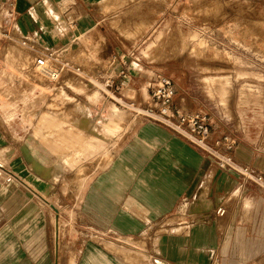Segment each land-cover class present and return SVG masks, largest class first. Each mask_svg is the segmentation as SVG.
Here are the masks:
<instances>
[{
    "label": "rangeland",
    "instance_id": "374dc122",
    "mask_svg": "<svg viewBox=\"0 0 264 264\" xmlns=\"http://www.w3.org/2000/svg\"><path fill=\"white\" fill-rule=\"evenodd\" d=\"M98 7L105 17L100 37L56 51L81 72L55 81L36 72L39 51L51 50L32 38L20 42L0 17V109L14 104L16 112L7 122L0 110L10 146L2 164L18 175L17 162L44 181L22 179L61 225L76 223L88 185L105 173L122 137L150 120L141 110L154 108L148 88L156 75L171 77L217 132L264 150V0H105ZM11 63L29 68L25 78L39 86L22 82ZM172 220L171 228L189 223L185 206ZM138 247L146 256L147 247ZM60 253L64 259L63 247Z\"/></svg>",
    "mask_w": 264,
    "mask_h": 264
},
{
    "label": "crops",
    "instance_id": "0c3cea01",
    "mask_svg": "<svg viewBox=\"0 0 264 264\" xmlns=\"http://www.w3.org/2000/svg\"><path fill=\"white\" fill-rule=\"evenodd\" d=\"M104 1L16 0L12 17H5L0 0V17L8 19L22 39L32 38L51 51L78 44L76 51L79 40L100 37L105 17L98 3ZM11 66L22 82L30 83L25 78L29 68ZM187 95L177 88L175 106L196 111ZM11 107L14 104L0 109L7 122L15 117ZM224 136L229 135L213 129L212 122L209 142ZM231 138L236 141L234 158L264 175V150L245 138ZM8 147L0 133V164L8 158L3 152ZM15 165L13 182L0 181V264L264 262V189L221 169L208 154L159 123L147 120L122 137L105 173L88 185L74 225H61L58 217L52 220L47 203L27 185L37 186L39 177ZM39 188L45 189L40 183ZM182 206L189 223L171 228L168 222ZM141 244L147 247L146 256Z\"/></svg>",
    "mask_w": 264,
    "mask_h": 264
},
{
    "label": "built area",
    "instance_id": "2783aa9c",
    "mask_svg": "<svg viewBox=\"0 0 264 264\" xmlns=\"http://www.w3.org/2000/svg\"><path fill=\"white\" fill-rule=\"evenodd\" d=\"M16 0H4L3 14L5 17H12V10L15 8ZM26 42V39L24 38ZM38 65L44 66L46 58L52 60L56 71L52 73L53 80H58L61 75L67 72L79 74L81 67H78L69 59L59 57V52L50 51L49 54L39 51ZM126 62H123V66ZM120 76L127 77L125 70L120 72ZM177 94L175 81L165 75H156L152 79L148 88V95L153 109L146 110L145 114L150 121L164 125L183 138L187 139L192 145L201 149L212 157L221 169H226L241 176L243 179L252 182L264 189V175L254 168L238 162L232 155L236 141L230 136L218 139L214 144L209 142L211 135L212 121L210 116L202 111H185L175 106L174 99ZM3 177L0 175V181ZM10 181V179H7Z\"/></svg>",
    "mask_w": 264,
    "mask_h": 264
},
{
    "label": "bare ground",
    "instance_id": "6f19581e",
    "mask_svg": "<svg viewBox=\"0 0 264 264\" xmlns=\"http://www.w3.org/2000/svg\"><path fill=\"white\" fill-rule=\"evenodd\" d=\"M20 41V40H19ZM20 42H23L25 44H27V42H25L24 40H21ZM60 55H62V53H60ZM50 58H46V62H45V65L44 66H40L38 65V63H36V72L40 75V76H43L44 78H49L50 80L52 81H55L53 80L54 78H52V73H54L56 71L55 67H54V64H52V60H49ZM38 61V59H37ZM35 72V71H34ZM35 72V74H36ZM141 113H144V114H149L148 111H145V110H141ZM5 166L3 164H0V175H2V177L4 176V174L8 173V175L6 176V180L5 182L7 184H10L11 182H13V180L15 179V176L14 174H12L11 172L5 170ZM7 179H10V181H8Z\"/></svg>",
    "mask_w": 264,
    "mask_h": 264
}]
</instances>
